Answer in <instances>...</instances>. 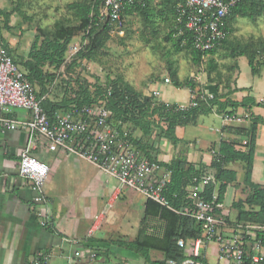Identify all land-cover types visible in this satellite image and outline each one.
<instances>
[{
    "label": "trees",
    "instance_id": "1",
    "mask_svg": "<svg viewBox=\"0 0 264 264\" xmlns=\"http://www.w3.org/2000/svg\"><path fill=\"white\" fill-rule=\"evenodd\" d=\"M104 0H75L65 5L68 12L67 16L56 20L51 29L37 28L27 58L15 61L19 69L24 71L25 76L34 84L39 86L35 90L38 96H45L43 108L47 115L52 119L57 113L69 110L71 104L88 105L95 102L96 98L106 97L107 108L110 111V123L114 126L125 124L128 126V140L143 153L148 154V138L152 131L157 128V134L165 136L172 144H176L178 139L175 136V128L179 125L194 123L196 118L205 113L212 112L214 106L217 111L225 110L228 105L235 108L238 104L225 101L219 102V93L213 97L203 94V99H196L195 106H185L181 108L179 103L164 102L152 95L144 94L142 90L134 87L117 75L115 78H107L106 84L96 83L93 90L85 80H76L75 86H68V78H62L57 83L55 89L64 87L65 95L60 101H52L48 98V86L52 85L57 78L55 73L59 67L68 63L66 53L69 50L70 42L74 36L81 33L82 39H87L81 49L73 55L71 62L77 59L86 61H98L99 55L104 53L107 42L111 39V32L122 31L125 25V16L137 14L143 15L145 22L152 23L151 35L157 31L158 23H163L166 27L165 40L170 41L175 51H186L190 55L191 63L200 66L204 57L206 58V80L214 83L218 91L222 71L220 65L232 70L238 67L237 60L240 57L246 58L253 76L259 75L264 66V38L250 37L247 39L230 38L231 22L236 18L248 19L250 22L257 21L264 16V0H239L231 8L226 17V37L213 49L200 52L193 48L190 36L176 34L178 23L174 9L175 0H158L156 6H150L152 0H134L126 2L122 8V25L112 21L106 15H102L101 6ZM27 19L26 14L15 7L9 11L0 9V14L4 18L3 28H10L8 25L10 16L16 12ZM162 25V24H161ZM2 27H0V43L2 42ZM186 38L185 42H182ZM149 42V38L145 39ZM7 49L8 47L5 46ZM218 50H221L218 52ZM218 52V53H217ZM216 54L225 57L230 63H218ZM48 65L49 69L44 67ZM168 78L176 88H186L191 94L196 92L197 83L193 78L181 80L178 69L174 66V61L168 60ZM214 73V75H213ZM229 78L226 79L225 88L231 91ZM98 80V78H97ZM83 81V82H82ZM238 90V89H234ZM59 91V90H58ZM229 94V93H226ZM248 97L244 98L240 105H247ZM254 102V101H253ZM260 105V103H255ZM262 105V104H261ZM227 113L233 114L234 109ZM251 118V114H250ZM164 125H160V122ZM259 122H264L261 117H253L251 123L246 127H236L245 136V143L232 140H220L218 144V155H213L208 166L194 164L181 157H174L170 162H161L156 157L158 163L170 171V181L164 189V194L169 204L179 209L182 206L192 203V198L188 186L197 184L202 174L208 169L213 171L214 177L218 182L217 199L215 203L222 204L224 201L227 186L237 185L236 171L227 167L230 163H243L242 186L244 197L231 202V206L236 210L237 222H248L264 225V185L255 183L251 179L253 168V158L255 151L256 127ZM213 185L205 186L206 199L211 198ZM158 217L164 222L161 235L147 232L149 221ZM228 220V217H227ZM259 235V234H258ZM202 236L200 224L194 218L182 216L172 211L171 208L161 206L153 200L146 199L144 203V213L140 220V230L132 240H117L118 246L126 248L139 256L149 264H158L166 259H181L184 250L177 244V239L183 240ZM264 243V235H260ZM160 252L163 255L161 260H149L150 252ZM247 264H251L247 261ZM264 264V261L260 262Z\"/></svg>",
    "mask_w": 264,
    "mask_h": 264
},
{
    "label": "crops",
    "instance_id": "2",
    "mask_svg": "<svg viewBox=\"0 0 264 264\" xmlns=\"http://www.w3.org/2000/svg\"><path fill=\"white\" fill-rule=\"evenodd\" d=\"M1 43L8 47L13 56V50L18 45V41L2 31ZM237 63L238 73L233 88L238 90L227 94L225 99L219 100L222 102L230 101L238 105L235 108L228 105L221 112L217 111V107L214 106L212 112L199 115L194 123L176 126L175 136L178 142L172 144L163 136L161 143H158V150L154 152L159 161L170 162L174 157H181L188 162L196 165L203 164L206 167L212 160L211 152L218 148L221 139L245 143L244 134L239 132L236 127L246 128L253 117L264 119L263 107H261L264 103L262 98L264 95L257 94L260 90L264 91V78L261 77L260 73L255 76L254 82L250 84L241 83V58L237 60ZM44 68L49 69L48 65ZM203 78V81L197 79L199 85L196 87V91L213 97L218 93L215 84L207 82L206 76ZM58 82L60 81L57 77L54 83L48 86L49 93H65V89L62 87H59V91L55 89ZM169 85L173 84L165 83L163 79L162 82L149 86L143 93L156 92V98L164 102L179 104L189 102L191 92L188 89H182L188 91V100L186 99L187 101L184 102L180 96L176 95L180 93H174L173 89L176 87L172 89ZM34 88L39 90L37 84H34ZM247 97V105H240L242 100ZM48 98L57 102L61 100L51 95H48ZM255 103H260V105H255ZM232 109L236 115L249 113L251 118L249 117L242 123L224 121L223 114ZM12 114L21 118L28 116L25 111H12ZM217 116L220 119L219 123L215 119ZM255 130V151L251 179L255 183L264 185V122H259ZM28 138L25 131L6 130L0 127V264H51V259L54 257L61 260L63 264H70V262L72 264H110L112 259L114 264L149 263L138 254L120 247L116 243L117 240L135 239L140 230L142 217L137 218L135 225L134 223L129 224L128 218L129 222L126 221V223L119 225V229H111L112 226L116 225L117 218L115 217L116 211L111 210L110 206H113L112 204L118 198L126 199L125 188L127 187H121L116 182L117 185L111 188L109 195L107 193L106 196H102V193L106 194L109 189L107 186L108 179L94 164L62 151H49L46 146H41L38 140H35L30 145L32 153L49 166V174L45 180L44 189L50 216L45 219V206L34 203L35 192L31 184L18 174L20 153L29 144ZM242 165L241 162H233L227 167L234 169L237 177L238 171L241 170L243 177ZM241 182L242 179H237V185L227 186L226 193L231 186H234V190L240 193L237 198L243 199L242 194L243 196L245 194ZM89 197L92 200L89 202L93 206L92 211L86 204V199ZM145 200H143L142 205V216ZM223 202L221 204L222 210ZM227 217L231 223L236 221V219L231 220L228 215ZM75 240L77 243L72 242ZM214 246L213 244L211 248L214 249ZM77 249H88V251L96 253V256L94 259L73 257V252ZM40 254L45 255L46 259L41 258L36 262ZM207 255L208 249L206 262L208 261ZM214 257L215 262L213 264H216L217 258ZM162 258L163 255L157 251H152L149 254L150 261L161 260ZM207 264L210 263L207 262Z\"/></svg>",
    "mask_w": 264,
    "mask_h": 264
},
{
    "label": "built area",
    "instance_id": "3",
    "mask_svg": "<svg viewBox=\"0 0 264 264\" xmlns=\"http://www.w3.org/2000/svg\"><path fill=\"white\" fill-rule=\"evenodd\" d=\"M134 0H104L102 15H106L122 25V8L126 2ZM239 0H175L174 9L178 23V35L190 36L195 50L206 52L218 45L226 37V17ZM122 32V31H119ZM186 38L182 42H185ZM79 47L72 45L68 54L75 55L86 44ZM164 82H170L168 77ZM157 93L152 96L155 98ZM45 96H38L33 83L19 69L9 50L0 43V127L6 130H22L28 134L29 144L21 151L18 161V174L32 186L35 204L45 206L44 217L49 218L47 197L44 184L49 174V166L32 153L31 144L38 140L49 151H62L75 155L94 164L107 177L117 181L121 187L130 188L150 199L171 208L179 215L194 218L200 224L202 236L183 240L177 239L184 254L181 259L169 258L158 264H207L206 251L212 242L216 264H260L264 261V225L248 222H229L227 213L221 204L215 203L218 182L213 171H205L197 184L188 186L192 203L174 208L168 203L164 189L170 181V171L160 165L151 154L143 153L128 140L126 125L114 126L110 123V111L107 98H96L88 105L71 104L68 111L57 113L50 118L43 108ZM203 99V94L196 91L191 94L185 106H195L196 99ZM23 109L28 116L21 118L12 114L13 109ZM250 117L224 113L226 122L241 123ZM160 125H164V122ZM157 128L151 137H157ZM218 155V148L211 152ZM213 185L210 199L205 197V186ZM164 222L158 217L152 218L147 226L148 233L161 235ZM259 234V235H258ZM72 241V242H76ZM96 253L77 249L73 257L94 259ZM46 259L40 254L36 260ZM72 264V262H70ZM149 264V263H147Z\"/></svg>",
    "mask_w": 264,
    "mask_h": 264
},
{
    "label": "rangeland",
    "instance_id": "4",
    "mask_svg": "<svg viewBox=\"0 0 264 264\" xmlns=\"http://www.w3.org/2000/svg\"><path fill=\"white\" fill-rule=\"evenodd\" d=\"M72 1L75 0H0V9L9 11L18 7L27 17V19H25L20 16L17 11L14 12L9 18L8 25L10 28L5 29L3 28L4 18L0 14V27L3 28V33L14 37L18 41V45L13 50L15 61L20 63L21 60L27 57L30 45L38 32L37 28L51 29L56 20L68 15L65 5ZM157 3L158 0H152L150 6L154 7ZM155 23L159 26L156 33L151 35L152 23L145 22L143 15L133 14L125 16L124 29L122 32H116V30L111 32V39L107 42L104 53L99 55L98 61L77 59L71 62L70 60L74 56L68 54L67 51L65 57L68 63L63 64L55 72L58 81H60V77L68 78V86L70 87L73 85L75 86L76 80H85L90 85V90H93L96 83L103 85L106 84L107 78L113 79L117 75H122V77L128 82H131L135 88L145 91L149 86L157 82H162L165 77H168V60L174 61V66L178 69V75L182 81L186 78H193L196 82L197 79L203 81V77L206 76L205 66L207 61L206 58L208 57H204L200 66L193 65L188 52L184 50L175 51L172 43L165 40L164 37L166 36L165 32L167 30L165 25H163V23H158L157 18ZM250 37L264 38V16L254 22H250L248 19L244 18H236L231 22V39H247ZM146 38L150 39L149 42H146ZM82 41H84L82 39V34L79 33L72 38L70 46L75 45L79 47ZM220 51L221 50H218V52ZM240 58V81L243 84H250L256 80V77L251 74L246 58ZM216 59L218 63H230L220 54H216ZM220 69L222 71V79L217 92L221 95L218 97L219 99H225L227 97L226 93L231 94L234 92L235 88L233 87L235 84V77L238 73V67L227 70V68L220 65ZM260 73L261 77L264 78V66H262ZM228 77H230L229 84L231 91L225 88L226 79ZM169 86L172 87V89L174 88L173 85ZM63 88L64 87H62V89ZM182 89L185 88H174L173 90L174 93H180L176 95L178 97L180 96L181 100L186 102L188 100V91ZM153 93L154 92H148L147 95H152ZM257 94L263 96L264 91L262 92L260 90ZM64 95L65 93H51V96L59 100L62 99ZM262 98L264 99V96ZM218 101L222 102L220 100ZM261 107H263L262 112L264 113V103ZM13 111L24 112V110L20 108L13 109ZM215 119L216 122L219 123V117L217 116ZM126 129L128 130V126ZM162 137L163 135L161 137L150 136L148 138L147 142L149 146L146 152L151 154V156L156 157L154 152L158 150V143H161ZM163 152L165 151L163 150ZM166 154L168 155V153ZM88 166L90 165L88 164ZM90 170H93V168H90ZM241 172V170L238 171V180L242 179ZM107 179L109 184H107V186L109 189L106 191V194L102 193V196H106L107 193L109 195L111 188L117 185L115 179L111 177H107ZM234 189V186L228 189L223 202V211H226L225 213H227L231 220L235 219L236 210L230 206V202L238 199L237 197L240 195V193ZM125 192L127 194L126 199L118 198L116 202L112 204L113 206H110L111 210L114 212L116 211L115 217L117 218L116 225L111 227L113 230L119 229V225L126 223L128 220H130V222L128 221L129 224L134 223L135 225L137 223V218L140 219L142 217V205L145 198L130 188H125ZM242 197H244L243 194ZM90 200L91 197L87 198L86 204L89 210L92 211L93 206L89 203ZM212 245V242L208 245L207 262L210 264L215 262V252L214 249L211 248ZM51 264H63V262L54 257L51 259ZM110 264H114L113 259Z\"/></svg>",
    "mask_w": 264,
    "mask_h": 264
}]
</instances>
